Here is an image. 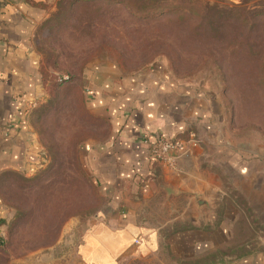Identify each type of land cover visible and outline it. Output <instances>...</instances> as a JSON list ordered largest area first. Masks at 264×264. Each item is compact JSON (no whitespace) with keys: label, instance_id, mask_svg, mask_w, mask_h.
Returning <instances> with one entry per match:
<instances>
[{"label":"rangeland","instance_id":"1","mask_svg":"<svg viewBox=\"0 0 264 264\" xmlns=\"http://www.w3.org/2000/svg\"><path fill=\"white\" fill-rule=\"evenodd\" d=\"M147 2L159 10L137 13L119 0L45 3L48 16L35 46L50 71L71 81L49 94L32 117L45 147L44 165L33 174L0 172V234L6 237L0 264H83L80 244L96 217L107 215L105 196L81 162L85 143L109 133L107 120L91 111L82 94L84 69L100 61L193 86L213 100L216 117L221 112L219 141L247 160L238 177L235 153L227 152L226 165L213 166L221 185L215 198L189 200L192 236L221 224L223 244L189 247V260L177 256L186 253L184 247L163 245L121 264H264V0ZM253 153L258 170L250 178ZM210 157L218 158L215 149ZM185 231L183 225L159 232L168 238Z\"/></svg>","mask_w":264,"mask_h":264},{"label":"crops","instance_id":"2","mask_svg":"<svg viewBox=\"0 0 264 264\" xmlns=\"http://www.w3.org/2000/svg\"><path fill=\"white\" fill-rule=\"evenodd\" d=\"M47 16L31 0H0V172L11 168L33 174L47 161L32 124L35 111L49 99L39 73L43 57L35 46L37 29ZM84 70L83 98L107 120L109 133L82 147L84 170L107 203V215L96 217L80 244L83 264H121L132 255L159 252L163 245L184 247L186 253L175 255L189 260V247L223 244L224 225L193 233L196 237L189 231V200L211 202L221 188L213 166H225L231 151L241 177L242 162H247L241 150L219 141L221 112L216 117L213 100L157 72L132 73L103 61ZM161 136L191 142L189 157L172 165L155 159L150 143ZM211 148L218 158L210 157ZM253 154L250 178L258 170ZM203 218L207 224L208 216ZM183 225L186 231L178 237L164 238L159 232Z\"/></svg>","mask_w":264,"mask_h":264},{"label":"trees","instance_id":"3","mask_svg":"<svg viewBox=\"0 0 264 264\" xmlns=\"http://www.w3.org/2000/svg\"><path fill=\"white\" fill-rule=\"evenodd\" d=\"M147 1L150 0H119V2L127 4L129 8H131L133 11L140 13V12H157L159 10V7L153 4H149ZM152 1V0H151ZM32 4L39 6L41 8L46 9L47 5L44 2H37L35 0H31ZM51 58H55L54 55H51ZM54 63H50V66L54 67ZM119 65V64H118ZM39 73L41 76V80L43 85L45 86V89L49 94L52 96H55L58 92V89L64 84V82L68 81V79H64L62 74H58L56 71H50L48 69V66L44 65V62H41ZM2 222H0L1 225ZM6 242V237H3L0 234V245L4 244Z\"/></svg>","mask_w":264,"mask_h":264},{"label":"built area","instance_id":"4","mask_svg":"<svg viewBox=\"0 0 264 264\" xmlns=\"http://www.w3.org/2000/svg\"><path fill=\"white\" fill-rule=\"evenodd\" d=\"M63 78L68 79V76L66 77V75H64ZM145 143L150 142L149 140H145ZM190 144L191 142L188 141L161 136L150 143V151L153 157L158 161H163L172 165L179 157H189L191 154Z\"/></svg>","mask_w":264,"mask_h":264}]
</instances>
